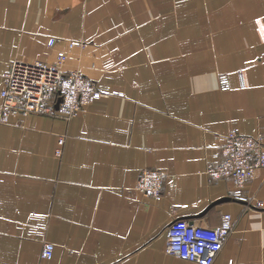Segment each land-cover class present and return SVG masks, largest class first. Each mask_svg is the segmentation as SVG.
<instances>
[{"label": "crops", "instance_id": "1", "mask_svg": "<svg viewBox=\"0 0 264 264\" xmlns=\"http://www.w3.org/2000/svg\"><path fill=\"white\" fill-rule=\"evenodd\" d=\"M62 50L104 96L70 120L4 116L11 65ZM232 132L264 133V0H0V264H196L166 253L168 225L225 215L214 264H264V169L242 189L207 174Z\"/></svg>", "mask_w": 264, "mask_h": 264}, {"label": "built area", "instance_id": "2", "mask_svg": "<svg viewBox=\"0 0 264 264\" xmlns=\"http://www.w3.org/2000/svg\"><path fill=\"white\" fill-rule=\"evenodd\" d=\"M48 40V46L55 44ZM79 42H70L78 46ZM66 52L57 53L53 64L26 63L16 60L5 75L1 92L2 113L22 115L39 114L70 120L94 100L104 96L94 82L79 71L65 70ZM222 81L226 80L222 78ZM64 142L60 139V144ZM61 154V150H57ZM257 169H264V133L245 136L232 132L225 137L221 147V160L207 170L211 179H229L242 189ZM164 185V175L156 169L139 172L136 189L145 196L159 197ZM234 231L230 215L222 223L210 227L201 223L173 221L167 227L166 253L196 264H214ZM55 244L44 242L43 260L54 256Z\"/></svg>", "mask_w": 264, "mask_h": 264}]
</instances>
